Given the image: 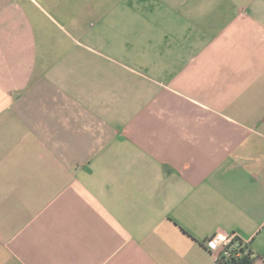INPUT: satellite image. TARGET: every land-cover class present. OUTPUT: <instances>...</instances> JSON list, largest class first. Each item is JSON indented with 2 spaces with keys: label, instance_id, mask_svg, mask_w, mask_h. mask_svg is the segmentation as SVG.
<instances>
[{
  "label": "crops",
  "instance_id": "1",
  "mask_svg": "<svg viewBox=\"0 0 264 264\" xmlns=\"http://www.w3.org/2000/svg\"><path fill=\"white\" fill-rule=\"evenodd\" d=\"M264 264V0H0V264Z\"/></svg>",
  "mask_w": 264,
  "mask_h": 264
},
{
  "label": "trees",
  "instance_id": "2",
  "mask_svg": "<svg viewBox=\"0 0 264 264\" xmlns=\"http://www.w3.org/2000/svg\"><path fill=\"white\" fill-rule=\"evenodd\" d=\"M253 256L254 254L249 249V247L246 244H244L241 240H239L238 248L232 247L229 250V255H225V253H221L218 261L220 264H252Z\"/></svg>",
  "mask_w": 264,
  "mask_h": 264
},
{
  "label": "built area",
  "instance_id": "3",
  "mask_svg": "<svg viewBox=\"0 0 264 264\" xmlns=\"http://www.w3.org/2000/svg\"><path fill=\"white\" fill-rule=\"evenodd\" d=\"M237 240L239 241L241 239L235 234L230 236H226L223 234H216L207 240V247L219 259L221 253H225V255H229V250L232 247L238 248Z\"/></svg>",
  "mask_w": 264,
  "mask_h": 264
}]
</instances>
